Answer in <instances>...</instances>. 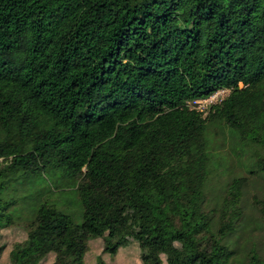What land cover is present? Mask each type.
I'll list each match as a JSON object with an SVG mask.
<instances>
[{
	"label": "trees",
	"instance_id": "1",
	"mask_svg": "<svg viewBox=\"0 0 264 264\" xmlns=\"http://www.w3.org/2000/svg\"><path fill=\"white\" fill-rule=\"evenodd\" d=\"M228 154L264 182V0H0V231H25L7 264H85L97 239L231 264L248 178L208 197ZM250 205L264 233V194Z\"/></svg>",
	"mask_w": 264,
	"mask_h": 264
},
{
	"label": "rangeland",
	"instance_id": "2",
	"mask_svg": "<svg viewBox=\"0 0 264 264\" xmlns=\"http://www.w3.org/2000/svg\"><path fill=\"white\" fill-rule=\"evenodd\" d=\"M225 152L221 155L225 156ZM228 158L224 159L223 166L218 170V177L212 181L208 196L211 205L218 203L221 200L225 185L234 178H248V185L243 197V205L245 208V219L241 225L239 233H237L229 241L231 249L235 252V257L231 264H245L246 250L252 245L256 246L260 254L264 255V233L258 230V222L255 213L253 212L250 202L251 197L264 194V182L257 177L249 174L250 160L246 156L232 157L228 154ZM47 184L50 182L47 181ZM43 188L48 186L42 185ZM59 194L56 192L50 193L44 197V200L57 202ZM74 214L75 223H79L77 218V210L75 207L69 209ZM14 225L11 228L0 231V264H7V253L13 244L21 242L25 238V231L22 225ZM101 255L102 259L107 264H142L139 259V250L135 245H129L121 249L115 256L110 257L102 254V241L92 240L88 243V253L85 264H94L96 256ZM43 264H52V257H49Z\"/></svg>",
	"mask_w": 264,
	"mask_h": 264
},
{
	"label": "built area",
	"instance_id": "3",
	"mask_svg": "<svg viewBox=\"0 0 264 264\" xmlns=\"http://www.w3.org/2000/svg\"><path fill=\"white\" fill-rule=\"evenodd\" d=\"M228 95L229 91L219 90L208 98L191 101L187 103V106L190 109L201 112L205 116L212 106L220 104Z\"/></svg>",
	"mask_w": 264,
	"mask_h": 264
}]
</instances>
